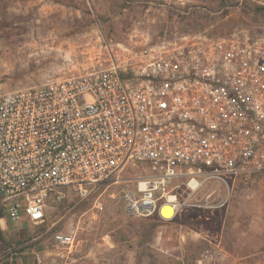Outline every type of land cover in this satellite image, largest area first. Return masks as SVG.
<instances>
[{"label":"built area","instance_id":"1","mask_svg":"<svg viewBox=\"0 0 264 264\" xmlns=\"http://www.w3.org/2000/svg\"><path fill=\"white\" fill-rule=\"evenodd\" d=\"M109 52L103 69L0 95L2 229L44 223L64 189L84 201L120 185L128 217L172 220L224 207L220 188L264 174V39L142 36ZM94 207L104 210L100 198ZM219 257L207 248L199 263Z\"/></svg>","mask_w":264,"mask_h":264},{"label":"rangeland","instance_id":"2","mask_svg":"<svg viewBox=\"0 0 264 264\" xmlns=\"http://www.w3.org/2000/svg\"><path fill=\"white\" fill-rule=\"evenodd\" d=\"M257 6L264 0H0V95L103 69L109 50L132 38L245 32L264 39V9ZM230 186L220 188L231 193L224 207H189L172 220L158 219L147 244L142 224L154 220L126 215L120 185L102 186L84 201L64 189L41 226L3 229L0 264H38L37 253L43 264H200L207 248L220 257L203 264H264V174L236 177ZM97 198L103 211L94 207ZM59 232L74 234L76 244L57 246Z\"/></svg>","mask_w":264,"mask_h":264},{"label":"trees","instance_id":"3","mask_svg":"<svg viewBox=\"0 0 264 264\" xmlns=\"http://www.w3.org/2000/svg\"><path fill=\"white\" fill-rule=\"evenodd\" d=\"M225 1L226 0H222V2L223 3H225ZM231 6H237V3L236 2H231ZM258 8H260V9H264V6L262 7H260V6H257ZM154 221L153 222H151V223H148V224H142V233H143V235H144V237H143V242H144V244H147L148 242H149V240H150V238L152 237V235H153V233H154V231H155V229H156V227H157V220L159 219L158 217H154V218H152ZM41 226V225H40ZM41 229H45V227L44 226H42L41 227ZM1 241H5V237H4V231H3V229L0 227V242ZM187 260H188V258H186Z\"/></svg>","mask_w":264,"mask_h":264},{"label":"bare ground","instance_id":"4","mask_svg":"<svg viewBox=\"0 0 264 264\" xmlns=\"http://www.w3.org/2000/svg\"><path fill=\"white\" fill-rule=\"evenodd\" d=\"M161 215L167 219H172L174 216V209L170 205H164L161 209Z\"/></svg>","mask_w":264,"mask_h":264}]
</instances>
